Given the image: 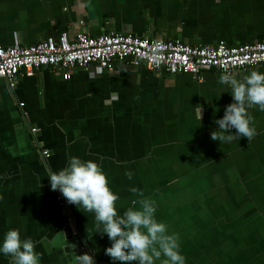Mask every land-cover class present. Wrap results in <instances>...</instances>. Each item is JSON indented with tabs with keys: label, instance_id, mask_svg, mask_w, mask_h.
I'll use <instances>...</instances> for the list:
<instances>
[{
	"label": "crops",
	"instance_id": "0c3cea01",
	"mask_svg": "<svg viewBox=\"0 0 264 264\" xmlns=\"http://www.w3.org/2000/svg\"><path fill=\"white\" fill-rule=\"evenodd\" d=\"M78 21L89 35L237 46L264 41V0H0V45L27 46L61 32L71 37ZM252 70L264 73V65L243 68L237 78ZM220 75L204 70L198 81L115 62L110 69L74 68L68 79L47 67L20 72L11 89L0 79V246L15 228L35 242L40 264H76L84 253L94 264H120L105 254L112 242L97 233L94 213L63 195L66 209L55 200L48 174L75 156L100 165L119 197L118 214L139 199L132 188L155 200V218L178 235L185 264H264V111L248 109L256 129L251 141H213L215 120L233 102ZM181 146H189L187 155ZM169 155L186 160L181 179L188 182L151 184L152 161L158 169ZM67 214L76 237H64ZM79 240L85 252L63 250ZM0 264L11 258L0 253Z\"/></svg>",
	"mask_w": 264,
	"mask_h": 264
},
{
	"label": "clouds",
	"instance_id": "9594fccd",
	"mask_svg": "<svg viewBox=\"0 0 264 264\" xmlns=\"http://www.w3.org/2000/svg\"><path fill=\"white\" fill-rule=\"evenodd\" d=\"M237 77L227 68L219 77V83L230 89L233 102L225 107L223 117L215 120L218 128L211 132L213 141L229 143L241 137L251 141L256 135L248 109L258 106L264 111V73L252 70ZM202 112V106L196 109L200 121ZM127 175L131 178L132 174ZM48 177L51 189L59 190L69 204L94 213L97 233H106L112 242L105 252L112 260L120 264H185L178 235L169 234L168 226L155 218V200L132 188L139 199L132 200L133 206L118 214L119 197L112 192L106 174L95 161L73 156L66 167L49 172ZM0 253L10 257L11 264H40L42 255L35 251V242L31 238L21 239L19 229L15 228L4 234ZM75 262L94 264L88 253L77 254Z\"/></svg>",
	"mask_w": 264,
	"mask_h": 264
},
{
	"label": "built area",
	"instance_id": "2783aa9c",
	"mask_svg": "<svg viewBox=\"0 0 264 264\" xmlns=\"http://www.w3.org/2000/svg\"><path fill=\"white\" fill-rule=\"evenodd\" d=\"M82 24V21L77 22L78 29L71 37L61 32L56 38L47 36L27 46L0 45V79L11 89L17 74H31L40 67L50 68L62 79H68L74 68L110 69L115 62H121L127 66L144 65L149 71L168 75L189 74L200 81L204 70L213 69L222 74L227 68L237 74L243 68L264 65V41L227 46L222 41L215 45H199L178 38L153 39L113 31L89 35ZM28 131L35 141L37 129L31 126ZM40 155L46 158L49 153L42 149ZM55 200L66 209L59 190ZM65 225L70 227L71 237H76L78 232L69 214L65 217Z\"/></svg>",
	"mask_w": 264,
	"mask_h": 264
},
{
	"label": "rangeland",
	"instance_id": "374dc122",
	"mask_svg": "<svg viewBox=\"0 0 264 264\" xmlns=\"http://www.w3.org/2000/svg\"><path fill=\"white\" fill-rule=\"evenodd\" d=\"M181 153L183 152V154L188 153L187 150L189 148V146H181ZM178 153V152H176ZM175 153V154H176ZM187 155V154H186ZM184 155V156H186ZM186 160L180 159V157H176L173 155H169V156H165L158 164V169H156V164L152 161L151 164V178H150V183L151 184H155V185H162L164 184V179L166 181H168L169 179L172 178H177L176 182H174L173 185H180L182 183H184L187 180H183L182 175L184 174L183 170L184 169V163ZM220 167L222 165V163L220 162ZM173 167H175V170L173 169ZM157 170V171H156ZM179 175H178V173ZM160 177H158V174ZM179 180V181H178ZM188 182V181H187Z\"/></svg>",
	"mask_w": 264,
	"mask_h": 264
},
{
	"label": "water",
	"instance_id": "95a60500",
	"mask_svg": "<svg viewBox=\"0 0 264 264\" xmlns=\"http://www.w3.org/2000/svg\"><path fill=\"white\" fill-rule=\"evenodd\" d=\"M63 233H64V237L65 238H71L70 227H68L67 225L64 226ZM80 247H82V249H80ZM63 250L65 252H77L78 250L80 252H85L86 251V247L84 246L83 242L81 240H79V241L75 242L74 244L66 245L63 248Z\"/></svg>",
	"mask_w": 264,
	"mask_h": 264
}]
</instances>
